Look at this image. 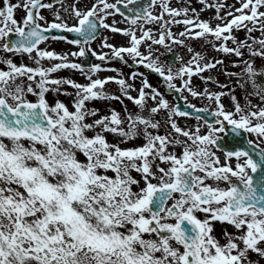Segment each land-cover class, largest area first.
Segmentation results:
<instances>
[{
  "label": "snow or ice",
  "instance_id": "obj_1",
  "mask_svg": "<svg viewBox=\"0 0 264 264\" xmlns=\"http://www.w3.org/2000/svg\"><path fill=\"white\" fill-rule=\"evenodd\" d=\"M55 2L63 5V0ZM77 3L70 5V16L77 21L71 26L59 11L55 12L59 22L42 25L41 10L54 7L45 0L15 4L3 0L0 8V40L4 41L0 50L26 53L36 64L35 68L17 66L11 59H0L7 65V70H0V264H253L250 253L264 258V107L251 100L242 107L232 96L234 108L229 110L221 103L226 93L193 89L194 75L223 61L202 64L203 57L192 48H188L191 59L179 69L153 58V45L171 52V45L184 43L171 31V25L182 24L180 37L205 39L214 50L241 58L242 72L227 75L246 76L240 86L250 85V95L264 102V83H257L264 81V69L243 60L242 52L247 48L250 56L264 58V11H260L264 0H235L240 7L233 4L223 16V3L200 0L205 7L215 8V19L221 21L215 27L198 16L190 17L188 8L170 7V0H149L147 7L138 0H95L86 11ZM156 7L158 15L153 12ZM17 9L26 13L22 22L15 18ZM117 14L127 28L116 27L115 20L111 25L106 22ZM148 24L159 25L158 38L145 27ZM98 27L129 37L130 46L117 47L105 38L102 47L110 50V56L97 54L91 43L97 39ZM52 30L75 33L76 38L46 35ZM234 30H246L248 35L238 40ZM255 31L262 38H253ZM49 39L77 46L79 51L70 54L73 57L91 52L101 61L112 58L127 63V54L134 64L158 74L175 93L187 91L214 101L216 108L210 113L208 108L189 105L197 113H209L212 122L197 115L201 123L194 129L181 127L174 117L191 113L170 104L142 73L131 74V80L140 77L142 83L134 97L130 95L133 85L123 78L93 79L97 72L108 70L99 64L85 69L69 62V54L39 48ZM229 41L234 47L228 46ZM142 45H147V55L140 51ZM44 60L60 62L44 67ZM61 69L81 72L88 83L49 78ZM177 79L181 87L174 83ZM109 82L118 84L121 95L140 112L122 120L114 109L100 116L99 109L88 108L93 100L122 103L120 96L104 91ZM64 85L76 90L74 110L59 100L50 104L46 98L49 92L61 93ZM29 94L36 100H29ZM149 100L155 106L144 116ZM162 110L168 112L172 131L154 135L150 129L162 125L153 116ZM109 133L121 138L119 142H109ZM245 134L254 139L241 142ZM229 136L232 147L225 148ZM140 137L142 145L121 146ZM176 146L181 148L179 154L169 151ZM157 160L168 167H159ZM218 224L224 243L216 235ZM229 227L235 231L229 232Z\"/></svg>",
  "mask_w": 264,
  "mask_h": 264
},
{
  "label": "flooded vegetation",
  "instance_id": "obj_2",
  "mask_svg": "<svg viewBox=\"0 0 264 264\" xmlns=\"http://www.w3.org/2000/svg\"><path fill=\"white\" fill-rule=\"evenodd\" d=\"M210 1L211 0H208V4L211 3ZM212 1H214V3L217 2V0H212ZM224 1L226 2V4H225V10L226 11H228L229 8L233 4H235V5L237 4V3H235V0H224ZM22 2H23V0H22ZM45 2H46V0H45ZM3 6H4L3 0H0V8H2ZM203 7L206 9H209L208 7H205L204 4H203ZM41 14L44 16L43 10H41ZM25 15H26V13L23 10L15 12V18L18 22H22ZM62 18L70 26L77 23V21L75 19H73L69 13H65ZM45 22H47L46 19H45V21H42L41 24L46 25ZM55 22H59V21H55ZM47 23H50V22H47ZM249 27H251V25H249ZM232 34L234 36H236V38L238 40H244L246 38V36L248 35L246 30H240V31L234 30ZM104 35L108 36V29L102 28L101 34L97 37V39L95 41H93L91 43V48L93 50H95L97 52V54H99L100 50H104L105 52L109 53L108 48L102 47V43H101L102 40L101 39ZM251 35L255 39L262 38L261 33L259 31H255V32L251 33ZM67 38L71 39L68 35H67ZM210 40H214V38H212ZM3 43H4V41L0 40V46H2ZM100 43H101V45H100ZM216 43L219 44L220 42H216ZM248 43H252V41L249 40ZM200 44H201L200 45L201 48L199 50V53L203 57V60L201 62L202 64L203 63H209V62L215 63L216 61H223V63L222 64H216V66L214 68H210L207 71H204V72L200 73L199 75H197L198 81H196V83H198L199 86L196 87L194 90L199 91L201 93H203L205 91V89L209 93H226V95L221 96V103L229 110H232L234 108V105L230 106L228 103V99H230V98L232 99L230 94H233L237 98V100L239 101V103L242 107L246 105L248 100H251V103L254 105H260V106L264 107V102H262L259 97L250 95V93L253 91V89L251 88L250 85L245 83L244 87L240 86V84L244 83V81L247 80L246 76L238 78L235 75H233V76L227 75V73H241L242 72L244 65H243L241 58L235 56L234 54H227V53H223V52L214 50L212 44L207 43L206 40H204V39H202ZM228 46L234 47V45L232 44L231 41L228 42ZM255 47L259 48V45H256ZM39 48L46 49L44 46V43L39 45ZM242 52H243V60H251L253 63V66L256 69H264V58L250 56L247 48L242 49ZM65 54H69L68 55L69 61L79 62V60H80V59L78 60V58H80V57L71 56L70 52H67ZM90 54H91V52H90ZM61 55H63V54H61ZM32 56L33 57L35 56V52L32 53ZM179 57L182 58L181 60L186 61V55L185 54H183L181 56L179 55ZM0 59H11L15 64H17V66L24 64V65H27L29 67H33V68L36 67V64L34 63V61L32 59H29V56L26 53L14 54V53H8V52H4L3 50H0ZM112 60L114 62L118 63V65L122 69L123 73L127 72V66L129 64H134L133 61H130L127 58L126 54H125V60L127 61V63H124L121 60L112 59V58H110L107 61H101V60L97 59L96 57H94L93 55H92V60L89 63L92 65L99 64L101 66L103 63H108ZM178 60H180V59H178ZM59 62L60 61H56V60H52V61L44 60L42 62V64L44 67H50L53 64L59 63ZM234 65H237V66H234ZM174 67L175 66H173V68ZM0 70H7V65L0 64ZM152 76H153V78L159 79V81L163 85L164 81L162 80V78L158 74L152 73ZM201 77H203V79ZM208 77H211L212 79L209 81V80H207ZM25 83H27V81H25ZM174 83L177 85H180V87L182 86V81L179 79L174 81ZM257 83H264V81H261L260 79H258ZM224 86H227V87H224ZM33 87H35V85H33ZM67 90H70V89H67L66 87L62 86L61 93L49 92V93H47L46 98L50 104L54 103L56 100L62 101V99H63V93L62 92L63 91L67 92ZM107 93L109 95H111L110 92H107ZM181 95H183L184 97L187 98L186 101H191L196 106H202V107L208 108L212 111H214L216 108L215 102L210 101L207 97H204V96L193 97L187 91H184L183 93H181ZM117 96H120L121 101H122V103L120 101L117 102L118 103L117 105H119L117 110H118V113L120 112L119 114H120V118L122 120H124L129 113H131L132 115H135L136 113L140 112V109L136 105H134L132 101H129L124 96H122L120 92H119V95H117ZM169 96L170 97H166V99L169 101L170 104L173 105L174 101H175L174 95L169 93ZM27 98L31 101L36 100V97L32 96L31 94H29ZM150 106L153 107L152 103H150ZM150 106H148L143 111L142 115L147 116L149 114L148 109L150 108ZM125 107L127 108V112H125ZM195 117L196 116H189V117L176 116V117H174V119L181 127L186 128V129H194L198 123H201V122L197 121L195 119ZM153 119H154V121H159L162 125L158 130L152 131L154 135L157 133L160 135H165V134H168L172 131L171 128L167 125V119H168L167 110H162L161 112L155 114L153 116ZM209 122H212V120ZM124 127H125V129L127 128L126 122H125ZM202 131H204L203 128H202ZM140 138H137V139H140ZM245 138L254 139V137H249V136H247V134H245V136H243V137H240L239 139L241 142H243V140ZM107 139L109 140V142L118 143L121 138L109 133V134H107ZM137 139L134 141H129L128 143L122 144L121 146L122 147H134V146L142 145L143 142H137ZM180 139H183V137H180ZM231 141H232V137L229 136L228 141L225 142V144H224V147L225 148L232 147ZM169 151L170 152L174 151L177 154H179L181 152V148L179 146H176L175 148H169ZM156 164H158L159 167H164V168L168 167V165L164 164L163 162H160L159 160L156 161ZM133 175L136 176L137 179H139L138 174L133 173ZM156 182L157 181H155V180L153 181V183H156ZM221 186L223 187L224 185H221ZM200 218L203 219V214H200ZM228 231L234 232L235 230L229 227ZM216 235L221 240V243L225 242V240L223 239V236H222L221 226L219 224L216 226ZM249 259L253 262V264H264V258L259 257L255 253H250Z\"/></svg>",
  "mask_w": 264,
  "mask_h": 264
},
{
  "label": "rangeland",
  "instance_id": "obj_3",
  "mask_svg": "<svg viewBox=\"0 0 264 264\" xmlns=\"http://www.w3.org/2000/svg\"><path fill=\"white\" fill-rule=\"evenodd\" d=\"M69 2H66V3H63V5H61V4H57V5H54V7L52 8V9H44V11H43V13H44V15H45V17H46V20L48 19H50L51 17H50V15H49V13L51 12V11H55L56 10V12L57 11H59L60 12V14H62V13H64V11H63V8H65V7H69L70 5H72V3H74L75 2V0H68ZM95 1V0H94ZM72 2V3H71ZM184 2H185V5H188V9H189V16L190 17H193L194 15L195 16H198V18L201 20V17H200V12L199 11H197L196 10V4H195V1H191V2H188V0H170V7H173V8H178V6H176V3H178V5L179 6H182V5H184ZM211 2V4L212 3H214V1H210ZM226 3H224V5H225ZM190 5H192V8L190 7ZM76 6L78 7L79 5L78 4H76ZM197 6H199L200 7V3H199V0H197ZM236 7L238 6V7H240V5L237 3L236 5H235ZM193 9H195V14H193V12H192V10ZM260 11H263V8H261L260 9ZM213 11H207L206 13H205V15H203V18H204V20L203 21H208L213 27L215 26V25H217L218 23H221V21H219V20H217V19H215V16H216V11H215V15H213ZM154 14H159V10H158V8H157V10L154 12ZM184 17L183 16H181V17H177L176 19H183ZM165 19H169V17H165ZM113 20H115L116 22H117V20H118V17H117V15H115V16H109L108 18H107V20H106V22L108 23V24H112L113 23ZM172 26V25H171ZM128 27V24H126V28ZM146 28H151L152 29V31H153V34L156 36V38H158V33H159V31L157 30L158 28H159V25L157 24H148V25H146L145 26ZM171 31L173 32V34H174V36L176 37V38H178V39H182L183 41H184V43L181 45V44H179V45H181V47H183L184 48V51H185V55H186V60H187V62L191 59V57H192V55H193V53H195V52H198V50L200 49V42L202 41V39H186V38H184V37H180L179 36V33L180 32H182V31H184V25H182V26H180L179 24H175V25H173V27H171ZM109 35H110V37L108 38L107 37V42L108 43H110V44H117V43H126L127 44V46H130L129 45V37H126V36H124V35H121V34H114L113 32H111L110 30H109ZM140 35V32L139 31H137V36H139ZM213 37H211V36H209L207 39L208 40H210V39H212ZM205 40V39H204ZM168 42H170V41H167V43ZM188 42V43H187ZM195 45V51L193 50V53H190L189 51H188V48H191L192 46H194ZM153 48L155 49V51H154V55L155 54H160V55H165L166 56V54H165V48L163 47V46H160V45H153ZM140 51L143 53V54H145V55H147V53H148V49H147V45H142L141 47H140ZM153 58H156V57H154L153 56ZM161 64H163V62L162 61H159ZM187 62H184V64H186ZM104 67H107L108 69H116V71H112L113 73H118V68H117V66H115V65H113L112 66V68H110L109 67V65H105ZM104 69H106V68H104ZM139 70H137L136 72H138ZM101 72V71H100ZM100 72H97L94 76H93V79H97V78H99V79H104L107 75H111L112 74V77H115V76H117V75H115V74H113V73H111L110 74V71H102L101 73ZM139 73V72H138ZM69 75V78L68 79H72L73 81H75V82H77V83H80V84H87L88 83V80L85 78V76L83 75V74H81V72H77L76 74H74L73 75V72H71L70 74H68ZM122 76H124L123 77V79H125V80H127L128 81V83H130V84H132L133 85V89L134 90H132L131 92H130V95H132V96H135L137 93H138V89L142 86V83H141V78L140 77H137L136 78V80L135 81H133V80H131L130 79V77H131V74L129 75V76H127V78H126V75H123V74H121ZM143 76L144 77H147L145 74H143ZM148 79V78H147ZM196 81H198V76H196V75H194L192 78H191V83H192V87H193V89H195L194 88V86H197L198 84L196 83ZM110 83H113V82H109L108 84H106L105 85V87H110L109 85H110ZM165 96V95H164ZM152 103H155V102H153L152 101ZM228 103H229V105L230 106H233L234 105V102H233V100L230 98V99H228ZM97 118V117H96Z\"/></svg>",
  "mask_w": 264,
  "mask_h": 264
},
{
  "label": "water",
  "instance_id": "obj_4",
  "mask_svg": "<svg viewBox=\"0 0 264 264\" xmlns=\"http://www.w3.org/2000/svg\"><path fill=\"white\" fill-rule=\"evenodd\" d=\"M139 1V0H138ZM172 55H174L173 53H172Z\"/></svg>",
  "mask_w": 264,
  "mask_h": 264
}]
</instances>
